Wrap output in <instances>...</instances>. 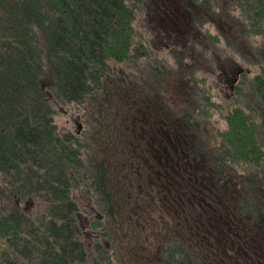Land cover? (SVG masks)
<instances>
[{
    "label": "trees",
    "instance_id": "1",
    "mask_svg": "<svg viewBox=\"0 0 264 264\" xmlns=\"http://www.w3.org/2000/svg\"><path fill=\"white\" fill-rule=\"evenodd\" d=\"M209 1L227 3L239 33L264 42V0ZM146 6L147 0H0V264H255L202 232L180 242L175 235L177 242L167 239L139 255L119 245L117 231H125L110 165L88 152L83 130L66 131L56 121L57 105L91 114L90 106L108 109L115 94L138 97L134 67L144 72L141 59L157 54L149 30L139 27ZM258 65L253 74L240 72L231 93L220 97L208 87L201 99L194 93V109L178 114L194 126L200 153L209 154L207 176L230 172L253 193L242 201L253 215L262 214L257 201L264 199L256 192L257 185L264 189V60ZM174 141L180 148L187 143ZM88 187L95 206L81 196ZM30 202L38 206L26 210Z\"/></svg>",
    "mask_w": 264,
    "mask_h": 264
},
{
    "label": "rangeland",
    "instance_id": "2",
    "mask_svg": "<svg viewBox=\"0 0 264 264\" xmlns=\"http://www.w3.org/2000/svg\"><path fill=\"white\" fill-rule=\"evenodd\" d=\"M210 3L147 0L139 27L149 30L157 54L148 62L141 59L144 72L134 67L138 97L125 99L115 94L108 109L102 112L101 107L90 106L91 114L85 107L57 105L55 118L66 131L83 130L91 141L88 152L110 165L113 198L120 210L117 220L125 231H117L119 245L132 247L139 255L160 249L167 239L177 242L175 235L180 242L188 232H202L215 237L217 248L226 253L245 256L247 263L254 258L255 264H264V199L257 201L262 214L245 212L242 201L253 193L236 184L230 172H216L217 179L207 176L209 154L200 153L192 123L178 118L188 106L196 107L197 97L201 99L208 87L212 86L213 95L225 96L240 72H258V63L264 60L262 38L243 37L232 22V13L225 11L228 4ZM205 33L216 34V38L208 40ZM178 64L182 66L179 71ZM143 78L145 82L140 83ZM198 128L204 137L210 135L203 122ZM181 129L186 135L180 136ZM175 133L187 142L183 148L176 145ZM258 187L257 194L264 197V189ZM203 190L210 195H203ZM80 191L95 206L94 189ZM37 206L30 202L24 208ZM91 234L86 230L88 243ZM124 254L129 261V253Z\"/></svg>",
    "mask_w": 264,
    "mask_h": 264
},
{
    "label": "flooded vegetation",
    "instance_id": "3",
    "mask_svg": "<svg viewBox=\"0 0 264 264\" xmlns=\"http://www.w3.org/2000/svg\"><path fill=\"white\" fill-rule=\"evenodd\" d=\"M162 41V40H161ZM156 45V44H155ZM154 45V46H155ZM237 79H235V81H236ZM233 87H234V85L232 86V88H231V90H233ZM177 137H178V135H175V140L177 139Z\"/></svg>",
    "mask_w": 264,
    "mask_h": 264
}]
</instances>
